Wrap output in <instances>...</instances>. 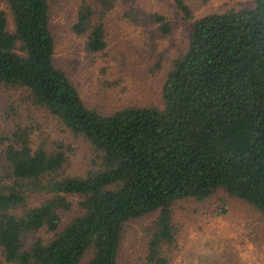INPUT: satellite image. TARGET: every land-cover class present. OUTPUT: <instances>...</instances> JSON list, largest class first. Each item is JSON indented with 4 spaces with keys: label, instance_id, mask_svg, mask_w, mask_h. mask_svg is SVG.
I'll list each match as a JSON object with an SVG mask.
<instances>
[{
    "label": "trees",
    "instance_id": "obj_1",
    "mask_svg": "<svg viewBox=\"0 0 264 264\" xmlns=\"http://www.w3.org/2000/svg\"><path fill=\"white\" fill-rule=\"evenodd\" d=\"M3 1L12 23L0 9V86L22 92L18 108L29 117L47 113L84 138L96 168L67 176L63 145L43 135L35 141L26 119L0 135V264H118L125 227L153 215L146 261L170 264L174 206L220 193L264 221V0L195 22L186 52L162 83V108L109 115L89 108L55 64L52 0ZM173 3L185 21L194 18L190 0ZM117 5L78 0L71 29L89 52L107 48L105 20ZM154 20L170 33L164 16ZM46 189L51 198L16 213L30 191ZM69 196L81 198V212L64 223ZM42 229L52 237L27 245Z\"/></svg>",
    "mask_w": 264,
    "mask_h": 264
},
{
    "label": "rangeland",
    "instance_id": "obj_2",
    "mask_svg": "<svg viewBox=\"0 0 264 264\" xmlns=\"http://www.w3.org/2000/svg\"><path fill=\"white\" fill-rule=\"evenodd\" d=\"M194 18L185 21L173 0H118L105 20V51L86 49V39L72 32L78 0H52L51 27L56 39L55 64L78 88L86 105L109 115L128 107L162 108L161 87L174 61L187 50L195 22L213 13L242 10L252 0H190ZM10 24L12 16L0 0ZM156 15L164 16L170 33L161 32ZM20 95L0 86V135H6L15 121L23 118L34 125L35 141L43 135L63 145L67 176L85 175L96 165L94 153L82 137H74L47 113L28 116L19 109ZM23 105H26L22 101ZM17 106V107H16ZM48 187V186H47ZM47 189L30 191L16 213H24L51 198ZM68 209H61L64 223L80 212L81 198L69 196ZM177 243L169 249L170 264H264V221L258 211L223 193L205 203L186 200L174 206ZM224 211V212H222ZM156 215L131 222L125 227L118 264H149L145 233ZM52 237L47 229L32 233L27 245Z\"/></svg>",
    "mask_w": 264,
    "mask_h": 264
}]
</instances>
